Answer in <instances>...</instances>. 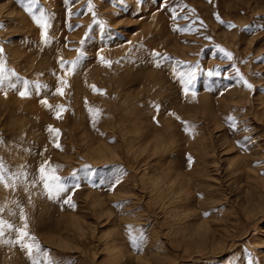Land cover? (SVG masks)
Returning a JSON list of instances; mask_svg holds the SVG:
<instances>
[{
  "label": "rangeland",
  "instance_id": "rangeland-1",
  "mask_svg": "<svg viewBox=\"0 0 264 264\" xmlns=\"http://www.w3.org/2000/svg\"><path fill=\"white\" fill-rule=\"evenodd\" d=\"M0 48V219L54 264H264V0H0Z\"/></svg>",
  "mask_w": 264,
  "mask_h": 264
},
{
  "label": "snow or ice",
  "instance_id": "snow-or-ice-1",
  "mask_svg": "<svg viewBox=\"0 0 264 264\" xmlns=\"http://www.w3.org/2000/svg\"><path fill=\"white\" fill-rule=\"evenodd\" d=\"M217 19L219 17L217 16ZM223 22V21H221ZM37 23L41 24L45 29L47 28V19L44 17V14L41 13L40 18L38 19ZM230 28L235 27L234 24H229L228 25ZM45 38H47L46 32L44 33ZM218 51L222 53L224 58H227L229 60L232 59V54L222 48H219ZM3 52V49L0 48V53ZM154 55H159L154 53ZM103 60V58H101ZM78 63V61H72L71 62V67L68 69V71L74 70L75 65ZM109 66H110V62ZM61 67H64L62 64ZM3 72V66L0 65V73ZM236 72L239 76V69H236ZM15 75V73H13ZM5 77L0 75V84H3ZM239 79L243 82L244 86L247 87L248 89H252L253 85L249 83L246 79L243 78V76H239ZM61 84L66 85V81H63L62 79L60 80ZM24 87L23 90L19 91V95L22 98H26L30 95V91L28 89V82L24 81L23 82ZM12 87H15V85H12ZM41 86L39 84L36 85L37 91L39 90ZM44 87H47L46 85ZM94 87V86H93ZM96 91H102V90H96ZM54 94H59L63 95V89L62 88H57ZM6 95V93H5ZM42 103H44L46 106L51 107L48 105L47 99L43 100ZM66 109L64 108L63 105H57L56 106V116L57 118H60L61 114L63 111ZM90 113L93 114V116H98L100 114L99 109H89ZM231 126L235 128L236 122L234 118L229 117L228 118ZM49 131L56 133L57 135L59 134L58 129L54 128H49ZM250 139L251 138H247ZM56 147H60V145L57 143ZM47 163V162H46ZM22 170L21 171H12L5 163L3 160H0V185H3L4 187H12L16 181L24 179V180H29V174L26 171V169H23V166H21ZM55 169H48L44 165H41L40 168L37 170V173L35 176L29 181L33 185L40 183L43 186V189L45 190L46 194L48 195L49 198H58L62 193L67 191V186L64 181V178L55 175ZM72 178H76V173L72 174ZM118 182V181H117ZM68 200H65V203H68ZM4 211L3 208H0V213ZM20 219L23 222L21 226L17 227L14 224L0 219V238H4L6 235H10V238L6 241L7 243L13 245V246H18L22 250L26 251L27 256L32 260V264H54L53 261L48 259V253L46 250H43L40 246V244L36 241V237L33 236L29 231V225L27 223V217L23 215V212L21 211ZM129 239L131 244L134 247L139 248L140 244L144 240V234L143 231L140 232L139 236L132 235V229L131 226H129ZM41 252H44V259L41 261L40 259H37L36 257L41 254Z\"/></svg>",
  "mask_w": 264,
  "mask_h": 264
}]
</instances>
